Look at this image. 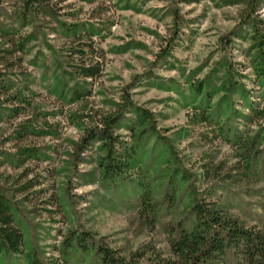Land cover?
I'll return each instance as SVG.
<instances>
[{
    "label": "rangeland",
    "instance_id": "1",
    "mask_svg": "<svg viewBox=\"0 0 264 264\" xmlns=\"http://www.w3.org/2000/svg\"><path fill=\"white\" fill-rule=\"evenodd\" d=\"M40 2L31 7L27 0H0V188L13 203L24 251L36 248L44 262L61 264L63 241L71 232H86L122 255L169 258L163 226L171 218L145 222L123 190L101 184L99 144L80 148L92 124L86 115L99 121L115 111L124 91L154 115L160 135L196 176L198 197L262 229L264 123L250 117L248 105L264 108V83L252 60L254 33L264 39V0ZM81 43L101 55L85 56L102 69L86 85L70 75L82 61L74 51ZM227 69L245 97L232 96L228 118H206L189 88L203 83L214 107ZM78 88L87 96L70 102L67 95ZM132 125L133 114L125 112L114 130L119 141L131 143ZM153 146L147 139L144 153ZM259 151V162L247 169V156ZM144 162L149 180L159 164ZM140 164L133 179L142 176ZM0 264L25 263L16 255Z\"/></svg>",
    "mask_w": 264,
    "mask_h": 264
},
{
    "label": "trees",
    "instance_id": "2",
    "mask_svg": "<svg viewBox=\"0 0 264 264\" xmlns=\"http://www.w3.org/2000/svg\"><path fill=\"white\" fill-rule=\"evenodd\" d=\"M27 4L33 7L41 5V2L27 0ZM31 7H25V11L30 12ZM254 34L253 70L259 81L264 83V39L258 32ZM74 51L82 61L72 67L70 75L78 77L84 85L86 81L96 80L102 72L99 61L84 58L90 54L100 58L98 49L81 43ZM227 70L225 79L217 88L223 95L214 107L209 104V95L204 94L206 87L203 83L189 88L193 100L200 97L198 108L207 112L206 118H228L227 114H231L232 110V96L240 92L245 97L242 85L235 81L229 69ZM87 92L86 88H78L67 95L68 100L83 101ZM124 92L122 103L116 105L117 109L102 114L99 121H95V116L86 115L92 124L84 129L80 148H85L93 142L99 144L98 150L101 154L97 159V166L101 184L112 192L117 188L123 190L124 194L132 199L131 204L145 222L148 219L150 222L154 221L161 216L171 218V221L163 226L170 256L162 261H142V255H122L89 233L71 232L59 248L61 264H264V227H246L214 203H206L200 199L196 176L185 170L172 141L160 135L154 115L137 107L127 92ZM248 108L251 118L262 120L264 123V108L254 109L250 105ZM125 112L133 114L130 144L119 141L114 134L116 125ZM260 133H263L264 140V128ZM258 137L259 134L254 142ZM149 138L154 139L155 146L146 155L144 145ZM260 154L259 151L255 158L247 156V169H252L255 163L259 162ZM153 159L159 166L148 180L149 166L144 161ZM139 163L142 176L133 179L131 173ZM143 178L148 182L143 181ZM131 184L136 190L132 192L129 188L126 192L125 186ZM13 208L11 198L0 188V261L21 255L25 264H51L44 262L36 248L31 247L24 251L23 234L16 226Z\"/></svg>",
    "mask_w": 264,
    "mask_h": 264
}]
</instances>
